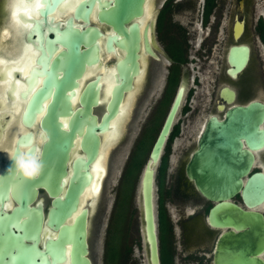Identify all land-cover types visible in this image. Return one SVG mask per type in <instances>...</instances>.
Returning a JSON list of instances; mask_svg holds the SVG:
<instances>
[{
    "label": "flooded vegetation",
    "instance_id": "1",
    "mask_svg": "<svg viewBox=\"0 0 264 264\" xmlns=\"http://www.w3.org/2000/svg\"><path fill=\"white\" fill-rule=\"evenodd\" d=\"M85 1L88 0H61L52 11L43 15V0H0V180L10 176L5 185L6 193L0 198L5 210L10 211L16 205L15 193L20 183V175L14 167L13 159L21 154H30L32 146L36 147L32 157H37L43 141L46 140V133L41 125L45 108L36 111L31 119H23L22 114L31 95L41 87L49 70H54L57 78L62 75L57 66L52 67V62L57 57L60 58L66 49L61 43H54L55 49L49 51L45 38H54V32L63 30L68 21L73 28L79 30L98 28L102 34L97 40L101 55L96 63L85 65L82 76L75 78L72 91L77 95L80 87L84 88L99 76L100 96L104 99L105 94L116 83L115 64L124 61L129 43L125 41L123 48L113 44L114 53L109 54L104 48L105 42L109 35L115 33L110 26L98 22L97 1L90 8L87 21L75 15L79 13L76 12L80 10L79 4ZM37 3L39 7L33 8ZM19 6L25 7V10L16 12L15 8ZM133 23L138 39V71L132 77L130 89L123 93V114L119 121L124 131L108 155L107 178L102 183V193L96 201L91 222L96 228L103 217L101 209L110 199L107 189L118 171L119 160L123 157L136 126L140 122L155 126L158 124L159 112L165 111L168 105L163 123L176 91L183 83L182 103L156 168L155 186H158L160 195L163 188L167 194L165 199L158 196L157 205L155 204L157 227L161 211L166 226L170 228V241L174 228L171 226V213L167 210L169 208L183 226V241L188 245V261L192 264H213L215 243L224 230L214 229L208 223L209 210L216 202L208 200L199 192L189 171L193 169L191 165L195 153L200 144L207 143V133L211 131L219 134L216 137L219 145L216 152L221 169L218 170L217 186H232L223 181L222 154L224 145L230 147V139L234 135L236 141L231 148L236 160L233 163L231 161L229 166L233 172L247 169L240 176L241 189L254 174L264 176V140L261 141L262 147L255 150L246 142L251 137L249 127L246 130H236L234 133L230 130V134L225 133V124L232 109L246 107L253 102L264 106V0H145L142 14L125 24V28L128 29ZM37 30L42 39L38 38ZM119 38H122L121 34ZM81 48L86 49L84 45ZM197 61L200 63L199 111L196 115V109L192 110L193 119L186 124L184 120V130H181V118H185L190 111L185 104L190 96L189 89L187 90L189 65ZM66 92L69 93L68 90ZM70 103L72 110L77 108V96L72 97ZM67 119L68 117L58 115L60 122ZM211 119H215L216 123L212 130ZM258 125L260 130H264V115ZM28 134L31 136L30 141L26 139ZM239 143L241 156L239 151H235ZM15 148H18V156H15ZM249 156L251 162L247 167ZM241 189L228 201L244 210L252 209L260 213L264 219V201L252 208L248 207ZM36 190L37 195L30 205L41 204L46 214L51 198L43 187ZM87 202L90 203V200ZM45 230H42L41 238L46 236ZM92 244L91 239V249ZM39 246L42 247L41 244ZM170 254L172 256L171 249ZM173 262L172 256L171 264Z\"/></svg>",
    "mask_w": 264,
    "mask_h": 264
},
{
    "label": "water",
    "instance_id": "2",
    "mask_svg": "<svg viewBox=\"0 0 264 264\" xmlns=\"http://www.w3.org/2000/svg\"><path fill=\"white\" fill-rule=\"evenodd\" d=\"M60 1L43 0L45 9L42 14L46 15L52 11ZM94 1L98 3V22L110 26L115 33L107 37L105 50L108 53L113 52V44L123 48L127 41L129 44L126 47L125 59L115 64L116 83L111 86L104 99L100 96L99 76L84 88L80 87V92L76 95V92L72 91L75 78H80L85 65L96 63L101 55V47L97 41L102 37L101 32L96 27L79 30L73 28L68 21L63 30L54 32V38H45L49 51L55 49L54 43H61L66 49L61 54V59L57 57L52 62V67L57 66L62 75L57 78L54 70H49L41 87L31 95L22 114L23 119H31L36 111L42 108L46 110L41 124L46 133V140L43 141L38 156L34 157L43 167L35 179L25 180L20 176L19 188L15 193L16 205L11 207L10 211L5 210L0 203V264H94L91 239L101 230L110 201L103 205V217L95 228L91 221L96 201L83 203V196L89 188L94 193L93 189L97 185L96 192L99 194L96 197L99 198L102 183L107 178L106 172L101 173L99 168V172L95 171L96 163L104 151L103 137L114 133L113 124L123 114V93L130 89L132 77L138 71L137 30L135 23L128 29L125 24L142 14L145 0H88L79 4L80 10L76 11L79 13L75 15L87 21ZM36 33L38 38L42 39L38 30ZM119 34L122 38H119ZM82 45L86 49H82ZM183 94L182 83L151 146L138 181L139 230L145 264H161L154 203L155 174ZM75 96L79 106L72 110L70 99ZM58 115L68 117L67 121H58ZM263 115L264 106L257 102L246 107H236L228 116L225 133L230 134V130L234 133L249 127L251 137L246 139V142L250 148L258 150L264 140V130H260L258 125ZM210 125L211 130L215 128V119H211ZM119 128L117 140L110 143V152L124 131ZM217 135L219 134L211 131L207 133V143L200 144L191 165L193 169L189 171L199 192L208 200L216 202L209 210L208 223L214 229L224 230L215 243L213 264H264L263 216L252 209L244 210L228 201L241 189L240 176L247 172V169L237 172L230 170V162L236 160L231 148L236 141V135L230 139V147L224 145L222 154L223 181L232 186L216 185L218 170L221 169L216 152L219 146L216 143ZM26 139L30 141L31 136L26 135ZM208 141H211V144H208ZM35 148L32 146L29 150L31 153L28 152L27 156L32 157ZM240 148L241 143L235 151H239L241 156ZM14 152L15 156H18V148H15ZM250 162L251 156L247 167ZM8 176L0 180V198L6 193L5 185L10 177ZM38 187H43L51 198L46 214L41 204L30 205L35 200ZM241 190L248 207L261 204L264 201V176L254 174ZM43 228L46 229V236L41 238Z\"/></svg>",
    "mask_w": 264,
    "mask_h": 264
},
{
    "label": "rangeland",
    "instance_id": "3",
    "mask_svg": "<svg viewBox=\"0 0 264 264\" xmlns=\"http://www.w3.org/2000/svg\"><path fill=\"white\" fill-rule=\"evenodd\" d=\"M199 66H200V63L198 61L196 63H192L189 65L188 76H187V81H188L187 90L189 89L190 96L189 98L186 99L185 104L188 107V109H190V111H188V115L185 118L184 117L181 118V124H180L181 130H184L183 129L184 120L186 124L189 120L193 119L192 114L194 112H192V110L196 109V113H195L196 115L198 114V111H199V103H200V94H199L200 87H199V82H198L199 81ZM167 107L168 105L165 107V111H160L158 114L159 125L162 123ZM147 126L149 127V124L146 125L144 122H140L136 126L134 130V135L124 151L123 157L120 161L118 171L114 175V177H112V184L107 189V195H109L110 202L108 205L106 216L103 219V225L101 227V230L97 233V236L95 235L94 238L92 239V243H93L92 252H93L94 264H104V254H105V249H106V241L108 238L107 231L111 227L112 215L116 207L115 206L116 200L119 197V189H120L119 186L121 183L122 175H123L125 166L128 162V158L133 152L134 147L137 143V140L141 137V135L143 134ZM147 131H149L147 132V134H149L151 131V128L148 129ZM145 146H146V142L144 139L142 143L141 142L138 143L137 149H136L137 159H140L142 157ZM147 155H148V152L144 156V162H143L141 169L144 166V163L147 159ZM98 168H100L101 173H104L106 170V167L103 165ZM139 177L140 175L137 176L133 184L128 203L124 206L122 204L120 209L117 212L116 219L114 222V227L116 229L114 231L113 237L110 240L111 242L114 241L113 242L114 245L110 247L111 254L113 253L114 255L117 256L118 249H120V253L123 256L127 253L126 260H123V259L120 260V264H144L145 262V255H144V251L141 245L140 230H139L140 224H139V212H138V200H137L138 198L137 188H138ZM166 181H168L167 176H166ZM125 182H124L125 184L123 185L124 188L121 194L122 202L124 204L126 202V197L128 193L127 189L129 187L128 180H126ZM154 192H155L154 199H155L156 205H157L158 196H162L164 199L167 198V194L164 188L161 190V195H160V191L158 189V186L156 185ZM165 205L168 208L167 204ZM167 210L168 212L171 213L170 214L171 224H172L171 226L174 228L173 229L174 234L169 243V248L171 249V253L173 256V261H174L173 263L174 264H189V263L192 264V262L188 261V254L186 252L188 245H185L183 241V229H182L183 226L180 225V223L178 222L179 218L177 216L176 217L174 216L173 211L170 210L169 208ZM171 235H172V231H171Z\"/></svg>",
    "mask_w": 264,
    "mask_h": 264
},
{
    "label": "trees",
    "instance_id": "4",
    "mask_svg": "<svg viewBox=\"0 0 264 264\" xmlns=\"http://www.w3.org/2000/svg\"><path fill=\"white\" fill-rule=\"evenodd\" d=\"M172 94V93H171ZM161 125V124H160ZM159 122L158 124H156L155 126H149L147 127L143 134L141 139L139 140V142H143V139L146 142V146L145 149L143 151V155L140 159L136 158V149H137V145L139 142L136 143L133 152L131 153V155L128 158V162L125 166L123 175H122V179H121V183L119 186V197L116 200V204H115V210L113 212L112 215V222H111V227L110 229L107 231V241H106V249H105V254H104V264H120V260H126L127 258V253L123 256L120 253V249H118L117 252V256L114 255L113 253L111 254L110 250H111V246L114 245V241H110L111 238L113 237L114 231H115V227H114V222L116 219V215L118 210L120 209L121 205L123 204L126 205L128 203L129 197L131 195V191H132V187L133 184L137 178V176H139L141 174L140 170L142 171L141 167L143 165L144 162V156L146 155V153L151 149V145L153 144V142L156 139V133L158 131V129L160 128ZM151 128V131L149 134H147L148 129ZM140 172V174H139ZM128 180L129 182V187L127 189L128 193H127V197H126V202L125 204L122 202V190H123V185L126 183L125 181ZM125 182V183H124ZM126 209V207H125ZM170 233V228L168 229V227L165 224V218L163 213L160 211L159 215H158V239H159V252H160V263L161 264H171L172 263V256L170 254V248H169V239L168 237ZM120 245V244H119Z\"/></svg>",
    "mask_w": 264,
    "mask_h": 264
},
{
    "label": "bare ground",
    "instance_id": "5",
    "mask_svg": "<svg viewBox=\"0 0 264 264\" xmlns=\"http://www.w3.org/2000/svg\"><path fill=\"white\" fill-rule=\"evenodd\" d=\"M27 2V1H26ZM14 3V2H13ZM72 3V2H71ZM147 3V2H146ZM24 5V4H23ZM20 7V6H19ZM35 17V16H34ZM22 23V22H21ZM10 24V23H9ZM27 27V26H26ZM25 27V28H26ZM22 31V30H21ZM18 38V37H17ZM26 47V46H25ZM27 49V48H26ZM25 52V51H24ZM114 53V52H113ZM107 54V53H106ZM110 54V53H109ZM108 56V55H107ZM1 58H3V57H1ZM13 58V57H12ZM20 58V57H19ZM17 59V58H16ZM30 64V63H29ZM2 66V65H1ZM30 66V65H29ZM7 67H9V65L7 66ZM7 67H5V68H7ZM10 68V67H9ZM101 68V67H100ZM144 69V68H143ZM91 70H93V69H91ZM95 71V70H94ZM101 71V70H100ZM142 71V70H141ZM93 72H91V74H92ZM108 77H109V75H108ZM5 78H7V77H5ZM4 81V80H3ZM20 81V80H19ZM4 84V83H3ZM22 85V84H21ZM24 88V87H23ZM6 89V88H5ZM6 92V91H5ZM1 95V94H0ZM8 103V102H7ZM10 104V103H9ZM15 107V106H14ZM12 110H13V108H12ZM11 110V111H12ZM19 110V109H18ZM125 111V110H124ZM15 112V111H14ZM126 112V111H125ZM12 113V112H11ZM16 113V112H15ZM17 117V116H16ZM120 120V119H119ZM119 120H116V122H114V124H113V130H114V133H112V134H107L106 136H104L103 137V143H104V151H103V153H102V155H101V158H100V160H98V162L96 163V166H95V171L96 172H99L98 171V167H100V166H105V167H107L106 166V164L108 163L107 162V158H108V155H109V153H110V150H111V144L110 143H112V141H115L116 140V138H117V134L119 133V127H121V125H120V121ZM14 121V120H13ZM12 124V123H11ZM20 124V123H19ZM11 128V127H10ZM6 130V129H5ZM6 132H9V131H6ZM5 135V134H4ZM3 137H5V136H3ZM3 137H2V139H3ZM7 139V138H6ZM3 141H5V140H3ZM4 143V142H3ZM2 147V146H1ZM9 147H10V145H9ZM105 147H106V150H105ZM8 148V147H7ZM7 151V150H6ZM2 154V153H1ZM7 154V153H6ZM2 162V161H1ZM106 162V163H105ZM100 169V168H99ZM105 169V168H104ZM107 171V169L105 170V172ZM104 172V173H105ZM93 190H95V192L93 193L92 191H91V189L89 188V190L87 189L86 191H85V193H84V196H83V203H88L87 202V200H90L91 199V201L90 202H95L96 201V199L98 198V197H96L97 196V194H99L98 192H96V190H97V185H96V187H94V189ZM145 264V263H144Z\"/></svg>",
    "mask_w": 264,
    "mask_h": 264
},
{
    "label": "clouds",
    "instance_id": "6",
    "mask_svg": "<svg viewBox=\"0 0 264 264\" xmlns=\"http://www.w3.org/2000/svg\"><path fill=\"white\" fill-rule=\"evenodd\" d=\"M32 7L38 8L39 4L37 3L33 5ZM23 10H25V7L23 6L15 8L16 12L23 11ZM13 163H14V167L16 171L25 180H32L38 177L43 167L41 162L38 159L34 157H29L26 154H21V156L15 158Z\"/></svg>",
    "mask_w": 264,
    "mask_h": 264
}]
</instances>
